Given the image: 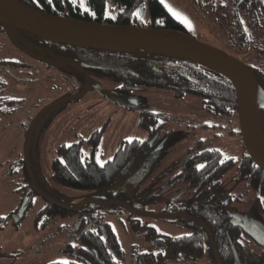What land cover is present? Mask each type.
<instances>
[{
  "label": "rangeland",
  "instance_id": "rangeland-1",
  "mask_svg": "<svg viewBox=\"0 0 264 264\" xmlns=\"http://www.w3.org/2000/svg\"><path fill=\"white\" fill-rule=\"evenodd\" d=\"M202 1L204 4L210 2ZM161 2L196 39L225 48V40L218 36L221 33L218 22L221 20L217 11L213 14L208 5L198 7L196 0ZM230 2L216 1L226 7ZM0 61L21 63L0 67L6 83L5 93L21 100L16 113L0 122V219L13 214L5 228L0 229V264L68 262L74 258L69 251L79 244L81 215L77 212L58 214L51 220L44 212L37 219L46 201L38 194L28 195L33 206L27 210L24 203L16 214L22 202L19 189L28 182L24 179L22 166L13 163L25 160L26 130L32 126L38 113L61 98L77 94L84 88V83L64 70L37 62L5 36L0 37ZM91 76L92 86L83 97L54 106L42 116L35 128L30 162L41 189L58 202L71 205L79 204L89 196H97L100 192L64 186L52 179V165L59 156L60 146L89 138L93 131L106 125L104 121L108 117L114 116L103 134L99 135L101 141L95 158L102 164L113 158L124 140L147 138L139 126L142 112L164 116L158 138H154L143 154L130 163L113 188L122 190L128 199L135 204L140 203L145 212L153 214H174L173 206L167 205L170 200L195 205L224 204L231 216L244 226V238L234 246L235 264H264V199L248 182L240 179L237 169L232 168L218 187L198 195L184 177L186 161L206 149H218L226 158L233 157L239 163L244 146L237 117L209 112L204 98L199 95L186 94L179 98L174 89L145 86H138L128 93L125 90L120 92L122 83L117 79L98 73H91ZM117 116L118 124L115 122ZM82 148L85 156L93 154L88 143H84ZM258 199L262 211L258 209ZM23 208L22 220L16 227L12 220L18 219L15 216H19ZM100 215V221L94 223L93 228H105V222L110 223L121 243L122 264H215L207 255L193 263L176 259L166 247L156 250L153 235H148L149 230L135 228L131 222V219L139 220L142 226L151 225L158 233L177 238L189 233L179 218L139 216L119 206L102 208ZM160 251L164 257H158ZM140 253L148 255L138 260Z\"/></svg>",
  "mask_w": 264,
  "mask_h": 264
},
{
  "label": "trees",
  "instance_id": "trees-1",
  "mask_svg": "<svg viewBox=\"0 0 264 264\" xmlns=\"http://www.w3.org/2000/svg\"><path fill=\"white\" fill-rule=\"evenodd\" d=\"M93 1L92 17L75 16L73 19L94 23H116L135 26L134 22H107V12L103 0ZM116 1L119 5V11L126 10L124 13H127L128 17H132L133 10L137 7L135 5L136 0ZM214 1L210 0L208 4H204L203 1L196 0V3L198 7L210 5L213 8ZM150 6V16L155 19V22H152L149 27L169 28L189 33L187 28L170 13L161 0H155ZM211 11L215 13L213 10ZM44 12L59 15L57 12L50 10H45ZM238 12L241 20L251 19L253 22H258V24L259 22L263 23L264 0H251L250 3L243 4L238 9ZM0 30L4 31L1 25ZM250 42L241 43L242 47L250 46L252 41ZM253 44L258 47L264 46V38ZM223 45L225 46L223 50L237 57L230 50L229 42H225ZM91 51L89 53L90 57L84 58L83 54H78L77 58L84 62L101 65L97 70L123 80L126 88L131 89L135 85L171 88L174 89L177 97H184L186 94L203 97L206 102V109L211 113L229 116L237 112V95L233 84L225 75L207 64L183 56L156 51L132 49ZM78 59L76 60L78 61ZM258 67L260 70L264 68V58L258 59L255 65L250 67L256 80L264 89V70L263 73H260L257 70ZM3 87H5V81L0 74V88ZM20 103L19 100L11 98L9 95H4L3 90H0V122L2 118L15 114L20 107ZM259 119L264 135V110L262 108L259 109ZM158 123L159 121L154 116H146L141 120L140 125L148 130L150 137H153L155 131H157V129L154 130L153 128H157ZM30 128L31 126L27 127L26 136H28ZM99 134H94L88 141L92 144L94 150L98 148L101 141ZM82 145L83 140H79L71 145L64 144L60 146L58 149L59 156L53 161L52 165V179L54 181L64 186L89 191L99 190L102 185L105 190L110 192L115 180L142 152V145L139 144V140H125L117 149L112 160L99 165L95 161H88L84 157ZM217 163L222 165L221 169H215ZM234 164L235 162L232 159H225L222 153L216 149L204 150L189 160L185 171V180L195 192L210 190L220 184L222 178L228 174L229 167ZM242 167L243 174H251L254 185L258 187L259 191L264 193V172L257 168L246 155L243 157ZM24 179L27 182L29 181V174L26 170ZM28 188L29 184L27 183L19 189L22 192L21 201L26 197ZM22 204L20 202L17 211ZM50 205L45 203V206L39 210L36 216L37 219H40L44 212L49 214L47 219L51 218V220L58 214L74 213L65 208L50 207ZM167 205L173 206L175 212L176 210L182 211L184 204L170 200ZM30 206H33V202L28 199L24 207H27L28 210ZM95 207L96 205L90 204L79 212L81 216H89V219L81 225L79 244L71 251L74 258L66 262V264H122L120 260L123 254L121 243L110 223H105L104 234L99 230H93V227L86 228L93 219L91 214L96 210L94 209ZM187 209L189 214L203 220L211 229L222 264H235L236 253L234 246L240 243L242 233L239 226L231 223L227 208L224 205L201 204L199 207H188ZM259 210L262 211L263 209L259 208ZM10 217L0 219V229L5 228ZM21 220L22 218L20 217L15 220V225H19ZM92 222L94 225L95 221L92 220ZM131 222L135 228L138 226L139 229L149 230L148 235H153V247L156 250L166 247L168 253L176 259L193 263L207 255L216 263L207 229L201 224L181 219V224L189 233L177 238H171L158 233L151 225L142 226L136 221L132 220ZM82 230L85 231L81 233ZM147 255V253H140L137 259L143 260ZM157 255L158 257L165 256L163 252H158ZM262 258L264 260L263 253ZM52 264H65V262H54Z\"/></svg>",
  "mask_w": 264,
  "mask_h": 264
},
{
  "label": "water",
  "instance_id": "water-1",
  "mask_svg": "<svg viewBox=\"0 0 264 264\" xmlns=\"http://www.w3.org/2000/svg\"><path fill=\"white\" fill-rule=\"evenodd\" d=\"M243 1L241 0V2ZM0 25L10 38L20 39V31H22L46 41L72 47L92 50L132 49L164 52L209 65L225 75L233 84L237 95L238 119L244 145L254 163L264 172V145L259 138L261 135L264 140L259 119V109H264V89L252 71L236 56L180 30L81 21L49 14L20 0H0ZM69 61L77 69L83 71L72 59ZM85 74L87 84L80 93L61 98L45 107L35 118L30 128L25 150V163L30 177L29 190L36 192L50 204L69 209L72 212H78L81 207L93 203L123 207L129 212L141 216L188 219L207 228L217 264H222L211 229L205 222L190 215L140 212L136 210L138 206L132 207L121 201H100L97 196H89L79 204L71 205L56 201L36 186L30 162V150L35 128L42 116L51 108L67 101L78 100L87 93L91 79L87 72ZM24 210V208L20 210V216L23 215ZM233 222L237 224L238 220L233 219ZM241 227L244 228L242 224Z\"/></svg>",
  "mask_w": 264,
  "mask_h": 264
},
{
  "label": "flooded vegetation",
  "instance_id": "flooded-vegetation-1",
  "mask_svg": "<svg viewBox=\"0 0 264 264\" xmlns=\"http://www.w3.org/2000/svg\"><path fill=\"white\" fill-rule=\"evenodd\" d=\"M21 1L24 2L25 4L30 5L31 7H34L36 9H38V10H41V11L50 10L52 12L54 11V12H57L62 17H69V18L70 17L73 18L75 16L88 17V18L92 17L91 14L93 12L92 8H93V4H94L93 0H21ZM154 1L155 0H136L135 5H137V7H136L135 10H133L132 17H128L127 13H124V11H126V10L119 11V7H118L119 5H118L116 0H103L104 6H105V9H106V12H107L106 13L107 14V16H106L107 17L106 18L107 22H126L127 21V22H134L135 26L149 27V25H151L152 22H155V19L151 18V16H150L151 15L150 14V12H151V10H150L151 6L150 5ZM216 1L217 0H215L213 2V5H214L213 8L210 7V5H209V7H210L211 10L217 11V17L219 18V21L221 20L220 22H218L219 24H221V27H220L221 28V33L218 35L219 38H222L223 40H225L224 42H229L230 43V50L235 55H237L238 59L241 60L251 70L250 67L254 66L258 59H263L264 58V46L258 47V46H254V44H253L254 42L257 43L260 39L264 38V25H263L264 22L263 23L259 22V24H258V22H253L251 19H242V20L240 19L238 9L243 4L250 3L251 0H244L243 2H241V0H231V2L229 3L228 7L224 6L223 4H219L218 5L216 3ZM201 8H204V6H202ZM120 13H121V15H120ZM2 36L3 37L4 36L7 37L15 45V47L19 48L22 52H24L25 54H27L29 57L33 58L37 62H40V63L44 64L45 66H47L49 68L54 67V69H57L59 71L64 70V71L70 73L71 75L75 76V79L78 82L84 83V88L86 87V84H87V78H86L85 72H87L89 74V76H90V79H91L90 87L92 86L91 73H98L100 75H104V76H107V77H111V78L117 79L118 81H120L122 83V85H121V87L119 89L120 92H124L123 90H125V92L128 93V92H130L131 90H133L134 88H136L138 86H144V85H135L131 89H129L128 87L126 88V86H124V81L123 80H120V79H118L116 77H113V76L107 74V73H104V72H101V71L97 70V68L101 67V65L96 64V63L93 64V63H90V62H84V61H81V60H79L77 58L78 54H83L84 58L90 57L91 55H89V53L92 52L91 51L92 49H84V48H78V47H72V46H68V45L53 43V42L43 40L41 38H38L36 36L30 35L28 33L22 32V31H20V39L10 38L7 35L5 30L4 31L0 30V37H2ZM250 41H252V44L250 46H248V47L244 46V48L242 47V44L244 42L248 43ZM69 59H72V61L77 66L82 68L83 71L77 69L72 64V62L69 61ZM76 59H78V61ZM8 65H10V66L21 65V63H14V62H9V61H0V67H5V66H8ZM24 65H27V64H24ZM30 66L32 68H34L32 65H30ZM257 70H258V72L263 73L264 68H262L260 70L259 67H258ZM5 86H6V83H5ZM145 87H147V86H145ZM84 88H81L80 92ZM162 89H166V88H162ZM0 90H3L4 95H7L5 93V91H4V87L0 88ZM80 92H78V93H80ZM11 98H14V97H11ZM179 98H181V97H179ZM14 99H17V98H14ZM17 100H19V99H17ZM19 101L21 102V100H19ZM147 114H149V115H147ZM234 115L237 117L238 125H239L238 104H237V112ZM146 116H148V117L154 116L159 121L157 128L156 127L153 128L154 130L157 129V131H155L153 137H150V134H149L148 130L144 129L140 125L141 120L144 117H146ZM3 119L4 118H2V120ZM111 119H114V116H112L111 118L108 117L104 121V123H106V125H104V127H102L101 129L93 131L89 138L80 139V140H83V144L84 143H88L90 145V151H92V152L94 151L93 154L91 153V155H89V153H88L87 156L84 155V157H86L88 161H95L97 164L102 165V164H105L106 162H109L110 160H112V158H110V159H108L106 162H104L102 164L99 163L96 160V158H95V151L96 150H94L92 144L88 142L89 139L94 134H98V133H102L103 134L104 130L109 126ZM163 119H165V117L164 116H160L158 114L149 113V112H142L141 113V116H140V119H139V126L146 133L147 138L145 140L136 139V140H139V144L142 145V149H141L142 152L140 153V155H142L144 150L151 145V142H152V140L154 138H158V135H159V133H160V131H161L163 125H164ZM116 121H117V124H118L119 116H117L115 118V122ZM238 131H239V134L242 137V134H241V131H240V125H239V128H238ZM112 133H113V131H112ZM132 140H134V139H132ZM242 141H243V138H242ZM121 144H120V146H121ZM243 146H244V153H243L242 158L239 161V163L235 160V158H233V157H227L226 158L220 150H218V149H216V150L220 151L225 159H228V160L232 159L235 162L234 165H231V167H229L228 173L230 172V170L232 168L235 167L237 169V171L239 172L240 179L245 180L246 182H248L249 185L251 186V188L254 189L259 194V196L264 199V193L259 191L258 187L256 185H254V183H253L252 175L248 174V173L243 174L242 164H243L244 155L248 156L249 159L254 163V161L250 157L248 151L246 150L244 142H243ZM82 147H83V145H82ZM206 150H210V149H206ZM82 151H83V148H82ZM115 154H116V152H115ZM193 157L194 156L190 157L186 161V163L184 165V169H183L184 177H186V172L185 171H186L187 165L189 163V160L192 159ZM13 164L14 165H18V166H22V168L24 170V173H25V170L28 172L25 160H20V161L18 160V161H16ZM221 166L222 165L217 163L215 169L216 170L221 169L222 168ZM255 166L258 168V166L256 164H255ZM28 174H29V172H28ZM32 174L34 176L36 186L39 189H41L40 185L37 183V180L35 178V175H34L33 171H32ZM116 180H115V182H116ZM115 182L112 184L110 192L105 190L104 186H102V185H101L102 188H100L99 190H96L97 192H100V194H97L98 200H100V201H121V202H125V203H127L128 205H130L132 207L138 206V209H136V210H138L140 212H145L144 209H142V206H141L140 203L139 204L138 203L135 204V202H133L131 199H128L125 196V194H124V192L122 190H115L113 188V185L115 184ZM26 184L27 183L25 182V184H23V185H26ZM28 184H29V187H30V177H29ZM219 185H217L216 187H218ZM193 191L195 192V190H193ZM202 192H204V190L199 191V193L198 192H195V193L198 195V194H200ZM28 195L34 196V195H37V193L34 192V191H30L29 188H28V192L25 195L26 197L22 200L23 204L26 203V201L28 199H30V198H28L29 197ZM54 199L57 201L56 198H54ZM31 201L33 202L32 198H31ZM174 202H180V201H175L174 200ZM45 203L50 205V203L48 201H45ZM181 203L184 204L183 207H182V211L176 210L174 212V214H176V213H185L187 215H190L191 217L199 219V218L189 214L188 213V209H187L188 207H199V205H195L194 203H190V202H181ZM91 204H93V203H91ZM88 205H90V204H88ZM94 205H96V207L94 208L96 210L91 215L93 216L92 220L95 221V223L99 222L101 217H102L100 215V210L102 208L112 209V208L116 207V206H103V205H99V204H94ZM217 205H224V204H217ZM257 205H258V209L259 208L263 209L259 199L257 201ZM86 206L87 205H85L84 207H86ZM50 207H58V206L51 204ZM84 207H81L80 210L77 213H79L80 211H83ZM225 208H226V206H225ZM18 212L19 211H17L16 214H18ZM131 214H133V213H131ZM229 214H230V212H229ZM12 217H13V214L11 215V219H12ZM17 217L19 218L20 215L19 216L17 215ZM88 219H89V216H87V215L81 216L80 227L83 224V222L87 221ZM179 219H185V218H179ZM233 219H237V218H234L230 214L231 223L233 225L239 226V228L241 229L242 238H244L245 232H244V228L241 227L242 223L237 219L238 223L235 224L233 222ZM92 220L90 222L91 225H89L90 224L89 223L88 224L89 226L87 225L86 228L93 227ZM132 220L138 222L139 224H141V222L139 220L131 219V221ZM199 220H201V219H199ZM14 221L15 220H12V222H14ZM188 221H190V220H188ZM201 221H203V220H201ZM105 223H107V222H105ZM16 227H17V225H16ZM86 228H85V230H86ZM104 229L105 228H99V229H96V228L94 229L93 228V230H96V231L99 230L103 234H104ZM85 230H82L81 233H83ZM160 250H162V249H160ZM71 251L72 250H70L69 253H71ZM160 252H162V251H160ZM262 253L264 254V248L262 249ZM214 258H215V255H214ZM220 259H221V257H220ZM215 260H216V258H215ZM263 262H264V260H263ZM215 264H217V260H216Z\"/></svg>",
  "mask_w": 264,
  "mask_h": 264
},
{
  "label": "bare ground",
  "instance_id": "bare-ground-1",
  "mask_svg": "<svg viewBox=\"0 0 264 264\" xmlns=\"http://www.w3.org/2000/svg\"><path fill=\"white\" fill-rule=\"evenodd\" d=\"M259 138H260V141L262 142V144L264 145V140H263V138L261 137V135H259Z\"/></svg>",
  "mask_w": 264,
  "mask_h": 264
},
{
  "label": "snow or ice",
  "instance_id": "snow-or-ice-1",
  "mask_svg": "<svg viewBox=\"0 0 264 264\" xmlns=\"http://www.w3.org/2000/svg\"><path fill=\"white\" fill-rule=\"evenodd\" d=\"M201 167H202V165H201ZM65 264H66V262H65Z\"/></svg>",
  "mask_w": 264,
  "mask_h": 264
}]
</instances>
